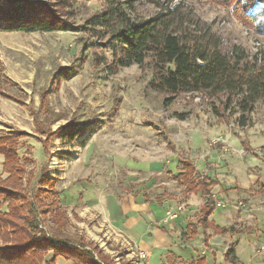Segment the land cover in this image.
<instances>
[{"label":"rangeland","instance_id":"obj_1","mask_svg":"<svg viewBox=\"0 0 264 264\" xmlns=\"http://www.w3.org/2000/svg\"><path fill=\"white\" fill-rule=\"evenodd\" d=\"M71 3L75 24L104 6V0ZM177 4L209 26L223 50L236 45L250 58L264 59V13L254 20L241 3L136 0V11L147 17L159 7ZM89 42H95V47L87 49ZM98 42L69 29L0 30V135H20L16 136L18 154L29 159L26 167L33 176L25 191L33 197L43 176H51L57 190L84 179L117 197L140 195L156 206L165 199L179 202L184 206L180 224H195L202 198H188L176 179L182 168L178 161L187 160L199 178H208L215 199L224 203L216 207L212 220L219 226L234 225L238 233L212 237L210 247L204 245L202 234L187 242L169 235L164 249H156V257L161 260L171 249L179 256L176 264H190L201 256L206 264H264L260 249L264 246V196L256 192L264 184V104H255L245 126H239L236 108L225 114L220 100L202 94H180L165 105V95L147 86L152 74L147 64L109 74L98 63L109 56ZM67 72L72 74L67 77ZM212 106L222 117L214 115ZM68 122L84 129L74 145L63 143L56 132ZM45 139L51 147L48 154L42 152ZM0 176H6L1 167ZM32 208L36 219L40 218V210ZM95 218L88 221L84 235L112 256L113 264H153L110 229L102 216ZM40 223L57 240L77 241V227L67 224L59 230L42 218ZM233 240L238 243L239 263L224 259Z\"/></svg>","mask_w":264,"mask_h":264},{"label":"trees","instance_id":"obj_2","mask_svg":"<svg viewBox=\"0 0 264 264\" xmlns=\"http://www.w3.org/2000/svg\"><path fill=\"white\" fill-rule=\"evenodd\" d=\"M234 1L241 3L248 15L255 16L254 20L264 13V0H229L230 5ZM72 7L71 0H0V30L43 33L69 29L81 32L99 41L102 51L109 53L108 57L98 61L109 74L115 75L119 69L134 64L139 67L147 64L152 72L147 86L165 95V105L180 94H202L210 100H220L225 114L236 108L239 126L247 125V115L258 101L264 104V59L250 58L236 45L228 51L223 50L220 38L210 27L192 12H184L180 4L159 7L153 14L142 17L136 11V0H104L103 8L91 13L81 24H75ZM95 44L85 45L90 49ZM68 74L72 73L67 72L65 76ZM212 111L222 117L223 113L215 106ZM83 131L81 126L70 122L56 130L62 142L69 145H74ZM16 136L20 135H0V155L4 157L2 168L7 174L5 178L0 177V264H55L54 260L43 259L49 251L54 256L72 259L75 264H100L94 253L103 264H113L92 243L80 240L79 247L70 246L39 227L34 217V205L43 217L50 213L52 220L59 224L64 219V212L59 209L58 200L53 198L58 192L50 179L39 180L41 188L33 200L24 191L23 176L28 184L33 176L26 167L29 159L18 155ZM43 145L47 153L50 145L46 139ZM179 163L182 168L176 179L183 185L185 195L199 193L205 199L198 215V224L204 234L208 229L216 234L227 231L237 234L234 225L222 229L208 221L215 209L213 185H209L207 177L199 178L191 162ZM45 186L49 188L45 189ZM256 192L264 196V184H259ZM196 233L195 227H188L181 237L186 240ZM236 244H229L224 254L226 261L238 262ZM86 246L91 250L84 249ZM196 264H204V258Z\"/></svg>","mask_w":264,"mask_h":264},{"label":"crops","instance_id":"obj_3","mask_svg":"<svg viewBox=\"0 0 264 264\" xmlns=\"http://www.w3.org/2000/svg\"><path fill=\"white\" fill-rule=\"evenodd\" d=\"M41 146H42L43 154H48L49 149L47 153L44 152L43 141L41 143ZM0 156H1L0 167L3 172L2 163L4 157L2 155ZM143 169H145V167H143ZM179 172L180 170L178 171V173ZM5 177H7V174ZM5 177H1V178H5ZM43 177L50 179L51 182L54 184L53 178H51V176H43ZM22 183L23 186H25V190H26L28 182H27V178L24 176L22 178ZM37 187H38L37 188L38 191L41 188L40 183H38ZM54 187L55 190L58 192V194L57 195L55 194L56 196L53 198L58 200L59 209L64 212V219L62 220V223L59 224V222H55L52 220L50 213H47L46 217H43L41 212L39 213L40 218H42L43 220L46 219V221L47 220L50 221L51 226L59 230H64L67 224H69L72 228L77 227L76 228L78 229V236L76 239L77 241L75 242L65 241L67 242L66 244L70 246L79 247L78 242L80 240H83L86 243H92L96 248H98L101 251V253L105 255H107V253L99 244L95 243L94 240H89L84 235V232L86 233L87 231L86 229H87L88 221L91 220L92 222H94L96 219L95 217H99V215L102 216V218L108 222V225L111 227L110 229H112L119 236H122L125 242L130 244L132 247L136 248L137 253L139 254L141 252L145 253L147 263L152 262L153 264H176L177 260H179L177 259L179 256L171 249H168L167 252L164 253L165 255L161 260H159V258L156 257L157 255L156 253H158L157 251H161V249L162 248L164 249V247L166 246L164 245V241L166 240V238L169 237V235H174L175 237L178 236L181 242H187L189 241V239L192 240L196 238L199 234H202L204 245L206 247H210L209 245L210 238L212 237L217 238V236H222L225 235L226 233L231 232V231H227L216 234L212 229H208L206 231V234H204L201 226L198 224L199 216L195 224L192 222L189 223L187 222V224H180V220L182 218L180 219L179 217L184 213L183 209L175 219H168L166 217L165 212L168 204L167 201L169 200L166 199L162 202V205L156 206L150 204L149 202H146L145 200H142V197L140 195L136 196L135 194H132V195H124L122 197H117V195L114 193H107L100 191L93 184L87 182V180L78 179V178L73 182H71V185L69 186L68 189L57 190L55 184ZM44 188L48 189L49 187L45 186ZM26 193L30 197L27 191ZM191 195L192 196L199 195L201 197L199 193H192L190 194V196L187 197L189 198L191 197ZM34 196L30 197V199L33 200ZM202 201L203 202L199 205L198 211H196L197 212L196 215H199V210L201 206L205 203V199L202 198ZM78 202L81 203L80 206L74 208V205H76V203ZM169 202L173 204V201H169ZM182 207L184 206L182 205ZM55 210L56 209L52 211V214L53 212H55ZM214 210L208 216V221L211 222L214 226H216L217 224L212 220ZM40 218L36 219L35 217L37 223L39 224V227L45 230L47 234L53 236L52 233L47 231L45 226L41 225ZM188 227L189 229L190 227L191 229L195 227L197 233L194 237L183 240L181 237L182 233L188 231ZM217 227L223 229V228H228L229 226L217 225ZM209 230H212V234L209 233ZM231 233L237 235L234 232ZM205 236H207L206 238L207 240L204 239ZM232 242L237 243L236 240H233L230 243ZM237 244H236V248H237ZM84 249L91 250L89 246L84 247ZM94 255L97 262L103 264L102 261L97 257L96 253H94ZM108 257L110 258V260L113 259V257L110 255ZM202 258H204V264H206L207 260L205 256H201L198 259H191L190 264H196ZM43 259L45 261L54 260L55 264H75L72 259H68L61 255L54 256L52 251L47 252ZM237 261H238L237 263L240 262L238 256H237Z\"/></svg>","mask_w":264,"mask_h":264},{"label":"built area","instance_id":"obj_4","mask_svg":"<svg viewBox=\"0 0 264 264\" xmlns=\"http://www.w3.org/2000/svg\"><path fill=\"white\" fill-rule=\"evenodd\" d=\"M167 208H166V217L168 219H175L178 214L182 211L183 207L182 204H180L179 202H176L174 204L170 203L169 201H167ZM224 203L221 202L220 200L215 201V208L216 207H223ZM263 252H264V246L262 248H260ZM141 258H146V254L141 252L140 254Z\"/></svg>","mask_w":264,"mask_h":264}]
</instances>
